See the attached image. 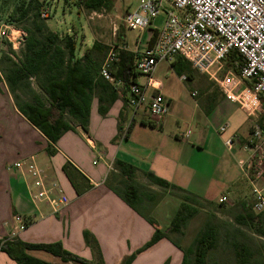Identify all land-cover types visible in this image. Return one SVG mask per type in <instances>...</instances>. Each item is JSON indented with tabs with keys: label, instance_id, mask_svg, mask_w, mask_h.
Wrapping results in <instances>:
<instances>
[{
	"label": "crops",
	"instance_id": "crops-1",
	"mask_svg": "<svg viewBox=\"0 0 264 264\" xmlns=\"http://www.w3.org/2000/svg\"><path fill=\"white\" fill-rule=\"evenodd\" d=\"M137 43L135 46L140 47L141 51L150 45L149 42L141 47L138 41ZM140 76L136 83L140 82ZM111 84L122 90V85ZM32 88L38 92L36 88ZM155 93L162 94L152 92ZM125 99L129 102V93ZM122 100L124 99L116 100L107 115L102 116L99 112V99L97 96L94 97L88 129L77 126L75 131L64 133L54 146L57 154L50 156L47 153L48 139L19 111L7 84L0 83V240L12 239L16 227L14 218L20 216L28 222V226L24 231L17 232L15 239L27 244L60 242L65 250L83 260L96 264H122L128 256L140 250L152 239L156 228L109 188L110 176L118 173L115 161L121 160L138 169L136 179L141 186L142 196L160 190L158 185L146 177L145 172H152L158 178L187 190L197 196L199 201L212 200L214 197L210 196L214 191L213 187H219L220 195L218 197L216 195L218 204L238 206L240 211L230 224L225 222V228H221L223 239L216 248L231 253L230 262L227 263L225 258L209 259L206 264L247 262L236 258L231 243L225 238L230 233L250 235L254 240L256 255L249 264H264V237L254 231L249 233L242 228L244 225H239L236 221V218L240 219L244 214L245 201L253 197L252 182L239 167L246 177V184L240 186L239 164L236 166L231 157H225V153L218 155L223 147L227 148V151L232 150L225 142L232 136L240 137L239 134L231 132L225 136L227 131L221 133L220 126L219 141H198L192 146L189 142L191 129L179 135L175 133L176 138H172L166 131L172 125L170 99L168 115L160 119L147 120L146 117L151 114L148 108L141 107L132 110L130 121L121 111ZM222 103L224 105L217 104L210 115H206L205 112L203 114L212 122L222 116H231L235 112H241L245 116L243 111L230 103L226 101ZM249 122L248 118L247 129L243 133H248ZM187 132H190L189 138L185 137ZM110 140L116 144H109ZM206 148L211 150L209 153L214 158L218 156L216 164L211 156L209 164L202 161V156L198 157V153H203ZM31 156L36 158L38 164L51 178H57L71 201L69 206L57 214H54L47 204L34 203L31 200L29 181L23 173L12 168L14 162ZM67 162L72 163L91 185L80 195L76 193L63 172V166ZM247 189L250 191L247 192ZM223 197L227 198V201L220 203ZM176 203L173 215L164 222L155 214L159 207L154 211L153 218L163 232H169L171 228L181 201L176 199ZM196 217L197 215L189 221L180 236H186L187 229L193 225ZM260 220L264 223V216ZM209 221L211 220L207 222ZM200 231L195 235L197 236ZM85 233L90 235V245L85 239ZM196 236L188 246L183 245L184 250L192 245ZM27 253L50 264H82L74 261L65 262L43 250H31ZM183 259L184 252L167 238L138 254L132 264H183ZM0 264L17 263L6 252L0 250Z\"/></svg>",
	"mask_w": 264,
	"mask_h": 264
},
{
	"label": "trees",
	"instance_id": "trees-1",
	"mask_svg": "<svg viewBox=\"0 0 264 264\" xmlns=\"http://www.w3.org/2000/svg\"><path fill=\"white\" fill-rule=\"evenodd\" d=\"M78 5H82L90 11H99L109 7V0H78ZM42 7L43 4L39 0H15L14 8L5 22L19 27L32 18L31 26L23 27L27 35L23 41L21 56L17 62L7 58L9 65L5 74L0 73V83L7 84L19 111L48 139L47 153L54 156L57 154L54 146L64 133L75 131L77 126H82L85 130L88 129L94 97L97 96L99 99L100 114L106 116L116 100L119 98L126 100L130 85L137 82L140 74L136 70L135 53L126 47H115L117 61L114 62L112 71L116 79L122 81V90L105 81L99 75L103 64L100 57L105 55L102 54L105 50L110 49L101 47L98 42H94L90 53L98 50L101 54L96 57L88 53L81 57L78 56L76 39L73 35L67 34L61 37L40 21ZM120 39L122 40V38ZM172 67L180 77L187 74L188 79L193 78L192 69L186 59L180 56L176 57L172 62ZM240 67L241 58L236 51H233L226 61V68L239 73ZM32 80L36 81L38 92L32 88ZM19 93L22 95L29 93L31 99L25 100ZM207 98L209 104L205 108V114L210 115L217 105V93H211ZM262 100L264 102V97ZM67 117L72 118L73 122L68 121ZM259 126L264 130V115L259 120ZM115 167L118 170L117 187H114L113 190L156 228L152 239L122 263L132 264L138 254L151 248L162 239L169 238V234H181L189 221L199 213V207L196 205L199 199L187 190L158 178L154 173L145 172L146 177L152 183L172 191L181 200L169 232H163L157 227L155 220L148 217L161 197L157 193L152 196L140 195L141 186L136 179L138 169L135 166L116 160ZM63 172L77 194L80 195L91 187L85 176L72 163L67 162L63 166ZM263 216L264 212L256 214L244 206L242 218H236V221L239 225L248 226L259 236L264 237V223L260 220ZM225 225H217L212 221L207 222L192 245L183 251V264H191V257L194 258V264H206L208 254L215 250L223 239L220 232L221 228H225ZM225 238L227 242L231 243L236 258L247 261L243 264H249V261L255 258L252 238L243 233H230ZM85 239L90 245L89 233H85ZM0 250L6 252L17 264H50L30 256L27 251L31 250L49 252L65 262L96 264L68 252L60 242L27 244L12 238L0 240Z\"/></svg>",
	"mask_w": 264,
	"mask_h": 264
},
{
	"label": "built area",
	"instance_id": "built-area-1",
	"mask_svg": "<svg viewBox=\"0 0 264 264\" xmlns=\"http://www.w3.org/2000/svg\"><path fill=\"white\" fill-rule=\"evenodd\" d=\"M165 2L176 12L166 10ZM163 12L166 14L164 25L159 29L153 28V22ZM41 15L48 17L46 10ZM124 25L133 31H151L147 43L154 41L145 50L134 52L137 72L148 78L147 84L130 85L129 104L135 110L146 107L156 119L169 114L170 102L166 97L158 93L148 94L149 78L161 61H174L180 56L195 71L207 75L224 98L247 113L252 129L248 141L242 147L250 155L238 164L253 185V211L262 213L264 130L259 126V119L264 114V0H141L138 8L126 13ZM9 29L8 25H2L0 38L8 37ZM233 51L241 58L239 73L225 68ZM116 61L117 50L112 48L103 62L100 75L118 86L123 83L116 79L112 71ZM181 79L186 80V77ZM227 128L228 125L222 126L220 132L225 133ZM189 136L190 132H187L185 137ZM239 139L238 136H232L225 144L232 149ZM12 168L23 173L29 181L30 196L34 203L47 204L54 214L69 206L71 201L64 187L49 176L34 156L14 162ZM226 201L227 198L223 197L220 203ZM14 220L16 227L12 238L28 226L20 216Z\"/></svg>",
	"mask_w": 264,
	"mask_h": 264
},
{
	"label": "rangeland",
	"instance_id": "rangeland-1",
	"mask_svg": "<svg viewBox=\"0 0 264 264\" xmlns=\"http://www.w3.org/2000/svg\"><path fill=\"white\" fill-rule=\"evenodd\" d=\"M42 4L41 13L46 10L48 17L44 18L41 15L40 21L44 22L48 28L64 37L65 35H73L76 39V53L78 56H83L84 54H92L93 57L101 54L98 50L90 53L92 45L94 42H98L101 47L104 48H123L126 47L128 50L134 52H141L140 47H136L137 41L139 46H145L148 42L149 35L151 31H133L126 28L124 25V16L128 11L135 10L138 8L141 0H109V7L103 8L99 11H90L82 5H78V0H39ZM15 5V0H0V27L2 25H8L9 30L7 31L8 37L0 38V73L5 74V70L9 65L7 58H11L14 61H18L21 56V50H23V41L26 37V32H24L23 27L31 26L30 22L32 18L22 23L19 27L16 25H10L6 23V19L9 13L13 10ZM166 10H176L167 2L164 3ZM166 20V14L161 13L153 22V28H161ZM17 31V32H15ZM22 37V39L20 38ZM20 38V40H19ZM122 38V40L120 39ZM110 50H105L100 57L103 61L106 59ZM173 60L161 61L151 78H149L148 94L152 92H161L163 96L171 100V118L172 125L167 128V133L172 138H176L175 133L178 135L184 131L191 129L192 135L189 139L190 145L194 146L198 141L204 140H220V134H218V129L220 126L228 125L226 134L231 132L238 133L240 143H235L232 150L227 151V148H221L220 154L225 153V157H231L232 161L238 166V162L242 159H247L250 153L243 150V145L246 144L249 138L250 128L252 129L251 122H249L250 127L248 133H243L246 131L248 126V116L244 112L245 116L241 112H235L231 116H222L216 119L214 122L210 121L203 113L205 108L208 106L207 96L211 93H217L216 104L222 105L224 101L235 106L241 110L237 105L233 104L226 98H224L217 90L216 85L209 80V77L198 71L191 70L193 78L187 77V80H182L179 75L176 74L172 67ZM226 68V66H225ZM139 84H147L148 78L145 76H140ZM34 84V88H37L36 81L32 80L31 84ZM196 95H192V93ZM22 97L25 100L31 99V94H23ZM123 114L127 116V119L131 120V113L134 109L129 105L128 100H122ZM224 105V104H223ZM128 106V107H127ZM111 109V108H110ZM242 111V110H241ZM68 121L73 122L72 118L67 117ZM147 120L154 119L151 115L146 117ZM249 135V136H248ZM120 137V134H117ZM111 141V142H110ZM109 144H116L113 140H110ZM209 148H206L203 153H198V157L202 156V161H209L214 159V163L218 162V156L214 158L209 153ZM211 156V157H210ZM239 168V166H238ZM239 181L238 184H246L245 176L243 172L238 169ZM57 179V178H56ZM251 179H254L251 178ZM109 188L112 190L117 187L116 174H112L108 183ZM247 186V185H245ZM160 190L156 193L161 197L157 205L151 210L148 217L153 218L154 211L158 208L155 214L159 216L161 221L171 217L176 210L175 205L176 199L181 201L172 191L165 190L159 186ZM213 193L210 197L212 200L205 202L204 200L198 201L196 203L199 207V213L187 230L186 236H180V234H170L169 240L173 242L181 251H184L185 245L188 246L192 242L193 238L196 236L195 233L204 228L205 223L208 220L213 221L217 225L225 224L233 221V217L240 211L238 206H231L229 204L220 205L218 204L217 197L220 195L219 187H213ZM115 191V190H114ZM250 191L247 189V192ZM149 196H152L150 193ZM217 195V197H216ZM119 196V195H118ZM120 197V196H119ZM158 197V198H159ZM121 198V197H120ZM122 199V198H121ZM246 208L249 211L253 210V197L245 201ZM148 221V219L146 218ZM244 230L249 233L253 232L248 226H242ZM247 237L250 235L247 234ZM178 240V242L175 240ZM180 243H182L180 245ZM184 245V246H183ZM181 247V248H180ZM226 254H224V253ZM227 251L222 248L211 251L208 254L206 262L210 259L221 260L222 258L226 260L227 263L230 262L231 256ZM232 255V254H231ZM191 264H194V258L191 257Z\"/></svg>",
	"mask_w": 264,
	"mask_h": 264
},
{
	"label": "bare ground",
	"instance_id": "bare-ground-1",
	"mask_svg": "<svg viewBox=\"0 0 264 264\" xmlns=\"http://www.w3.org/2000/svg\"><path fill=\"white\" fill-rule=\"evenodd\" d=\"M15 32H17V31H15Z\"/></svg>",
	"mask_w": 264,
	"mask_h": 264
}]
</instances>
